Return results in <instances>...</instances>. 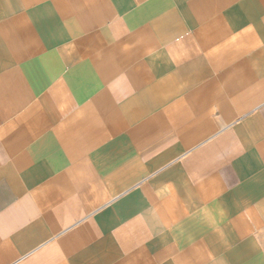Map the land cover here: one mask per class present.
Segmentation results:
<instances>
[{
    "label": "crops",
    "instance_id": "crops-1",
    "mask_svg": "<svg viewBox=\"0 0 264 264\" xmlns=\"http://www.w3.org/2000/svg\"><path fill=\"white\" fill-rule=\"evenodd\" d=\"M0 264H264V0H0Z\"/></svg>",
    "mask_w": 264,
    "mask_h": 264
}]
</instances>
